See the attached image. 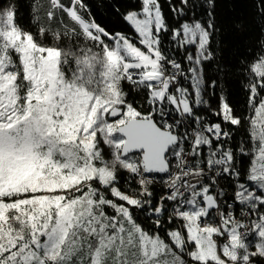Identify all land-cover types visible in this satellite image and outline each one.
I'll return each instance as SVG.
<instances>
[{
	"label": "snow or ice",
	"instance_id": "1",
	"mask_svg": "<svg viewBox=\"0 0 264 264\" xmlns=\"http://www.w3.org/2000/svg\"><path fill=\"white\" fill-rule=\"evenodd\" d=\"M21 6L0 0V264H264V0L229 63L217 0Z\"/></svg>",
	"mask_w": 264,
	"mask_h": 264
},
{
	"label": "trees",
	"instance_id": "2",
	"mask_svg": "<svg viewBox=\"0 0 264 264\" xmlns=\"http://www.w3.org/2000/svg\"><path fill=\"white\" fill-rule=\"evenodd\" d=\"M217 24L220 35L217 38L220 45V59L225 62H234L239 53L247 50L257 36L256 25L252 18L251 0H217ZM96 5L100 0H89ZM21 23L29 22L27 0H21ZM98 22H103L109 28L127 29V26L107 9L93 8ZM131 33V29H127ZM226 87L230 90L231 99L237 105L243 104L244 94L238 82L233 79Z\"/></svg>",
	"mask_w": 264,
	"mask_h": 264
}]
</instances>
